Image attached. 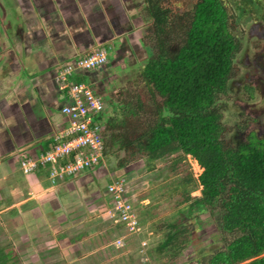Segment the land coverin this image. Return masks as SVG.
<instances>
[{"label":"crops","instance_id":"0c3cea01","mask_svg":"<svg viewBox=\"0 0 264 264\" xmlns=\"http://www.w3.org/2000/svg\"><path fill=\"white\" fill-rule=\"evenodd\" d=\"M145 5V0H0V227L5 233L11 227L15 239L26 235L29 241L43 237L52 243L54 218L60 226L81 222L88 227L84 211L104 206L106 186L122 179L119 168L111 175L104 163L48 187L43 167L24 175L19 161L46 152L52 135L69 124L60 112L68 99L55 82L58 68L96 50L105 51L106 63L77 71L70 80L108 100L103 102L110 114L102 112L99 120L105 121L102 136L109 155L113 113L139 108L135 100L130 106L132 98L120 101L119 88L136 72L142 78L152 53L143 39L144 26L151 25ZM87 235L85 230L79 237Z\"/></svg>","mask_w":264,"mask_h":264},{"label":"trees","instance_id":"16d2710c","mask_svg":"<svg viewBox=\"0 0 264 264\" xmlns=\"http://www.w3.org/2000/svg\"><path fill=\"white\" fill-rule=\"evenodd\" d=\"M145 4L154 52L142 79L156 119L135 138L127 135L126 120L116 121L123 129L108 133V140L113 145L118 139L119 149L126 152L118 167L142 157L153 163L173 155L182 167V160L190 157L200 171L196 179L186 176L181 184H196L199 195L186 190L179 202L189 203V213L197 207L218 212L223 241L221 248L200 256V262L264 264V139L226 142L217 106L218 96L227 92L239 50L229 7L224 0H196L188 15L179 16L163 0ZM176 29L181 39L171 45ZM179 228L166 225L164 239L156 246L158 252H169L171 262L189 236L188 229ZM6 258L0 249V264H7Z\"/></svg>","mask_w":264,"mask_h":264},{"label":"rangeland","instance_id":"374dc122","mask_svg":"<svg viewBox=\"0 0 264 264\" xmlns=\"http://www.w3.org/2000/svg\"><path fill=\"white\" fill-rule=\"evenodd\" d=\"M163 1L171 6L177 15L186 16L196 0ZM224 1L233 16L232 33L239 43V50L234 59V70L227 84L226 95L218 96L220 102H217V106L222 110V124L225 130L223 138L230 144L234 141H246L251 136L264 139V115L258 116L261 112H256L257 108L261 111L264 109V0ZM147 25L143 29V39L153 53L154 38L152 30L148 32ZM180 35L179 29L172 33L174 40L170 42L171 45L180 41ZM248 85L251 90H244V86ZM119 89L120 101L127 103L132 98L130 106H135V100L139 108L135 107L133 111H130V108H121L116 114L113 113L111 119L121 121L126 118L127 135L129 138H135L156 119L154 106L139 72L130 76ZM103 100L107 104L108 100ZM109 112L110 109L105 107L103 114L108 117ZM104 122L102 120L100 124L105 126ZM122 129L123 126L120 127L117 123L109 130V135ZM119 147L118 139L112 145L111 139L107 138L109 155H105L106 168L111 175L118 168L122 173L126 200L138 217V234L126 235L123 227L107 222L104 213H101L107 209L109 199L103 196L104 206H95L98 211L90 208L84 211V220L88 227L82 226L81 222L74 226H60L57 223L59 221L54 218L55 232L52 243L44 241L43 237L29 241L26 235L15 239L17 235L11 231V227H6L8 233L0 227V249L7 256V264H202L200 256L222 247L218 212L205 209L201 211L202 209L197 207L189 213V203L179 202L186 190L190 191L192 196L199 195L196 184L186 185L184 188L181 184L186 176L190 179H196L198 176L200 170L194 160L186 157L180 167L175 155L153 163L142 157L120 168L117 163L125 157L126 152ZM42 169H45L48 175V165ZM20 174L16 175L17 179H20ZM106 175L105 173V182L108 180ZM47 186L54 185L48 180ZM102 189L98 186L97 193H101ZM15 214L16 212H13V215ZM72 220L74 219H67L69 222ZM64 221L60 224H64ZM171 223L179 225L182 231H189L188 238L184 236L186 242L181 244L178 241L183 249L172 262L168 251L161 253L156 250V246L164 239L166 225ZM85 230L90 236L87 235L82 240L79 235ZM123 236L125 238L122 242L117 241Z\"/></svg>","mask_w":264,"mask_h":264},{"label":"built area","instance_id":"2783aa9c","mask_svg":"<svg viewBox=\"0 0 264 264\" xmlns=\"http://www.w3.org/2000/svg\"><path fill=\"white\" fill-rule=\"evenodd\" d=\"M105 63V51L96 50L58 68L55 82L58 90L64 92L68 99L60 112L69 119V124L52 135V145L46 152L36 157L28 155L19 161V168L24 175L48 165V180L55 185L66 177H74L105 163L103 126L99 120L105 107L104 102L89 85L70 80L77 71H90ZM106 194L109 199L104 212L107 222L123 227L126 235L138 234V217L126 200L123 179L112 180L106 186ZM124 238L117 241L122 242Z\"/></svg>","mask_w":264,"mask_h":264},{"label":"flooded vegetation","instance_id":"af4514ba","mask_svg":"<svg viewBox=\"0 0 264 264\" xmlns=\"http://www.w3.org/2000/svg\"><path fill=\"white\" fill-rule=\"evenodd\" d=\"M262 3V2H261ZM232 77V76H231ZM231 79V78H230ZM230 79H229V81H230ZM229 81H228V84H229ZM244 90H251V86H244ZM264 91H262V93H263ZM226 95V94H225ZM261 97H262V95H261ZM250 104V103H249ZM264 106V105H263ZM256 112H258V113H260V114H258V116H261V115H264V109L261 111L259 108H257L256 109ZM258 116H257V119H258ZM257 119H256V121H255V123L257 122ZM261 119V118H260Z\"/></svg>","mask_w":264,"mask_h":264}]
</instances>
